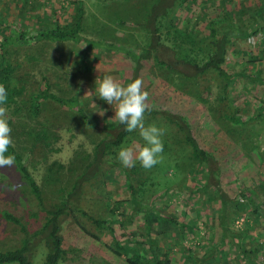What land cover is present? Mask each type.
Here are the masks:
<instances>
[{"label":"trees","instance_id":"1","mask_svg":"<svg viewBox=\"0 0 264 264\" xmlns=\"http://www.w3.org/2000/svg\"><path fill=\"white\" fill-rule=\"evenodd\" d=\"M112 1L127 11L124 14L117 12L114 5H110L107 17L113 19L109 21L120 29L129 28L132 32L127 36H119L118 31L103 24L98 35H101L100 42L111 38L121 44L131 45L132 40L135 41L134 47L138 49L139 55L129 82L138 78L141 63L148 60L178 97L181 94L191 96L197 102L206 104L210 95L208 82L213 81L218 86L217 102L222 107L220 119L224 123L214 120L222 125L221 130L235 142L234 146L245 153L243 156L232 158L228 151H223L219 146L214 150L202 148L193 136L186 115L182 116L181 111L165 110L164 101L160 103V108L148 99L150 111L145 112L144 123L146 126L154 124L163 129L166 127L164 130L168 127L175 129L176 133L164 136L163 152L169 149V145L176 144L179 150H188L190 158L186 159L191 163L190 168L203 166L208 181L202 185L201 190L208 185L212 186L213 197H210L220 206L217 217L222 231L221 250L227 239H230L231 245L239 251V256L244 257L246 264H264V239L257 241V238L250 235L253 241L242 240L248 236L251 220L260 218L264 222V200L248 199L247 205H241L238 201L239 193L232 194V197L223 192L221 185L222 177L226 173L230 176L233 163L241 159V167L236 174L242 182L258 177L262 181L259 189L264 193V141L261 149L259 143H255L257 139H254L262 131L264 135V96L256 98V112L246 117L242 115L238 102L231 98L232 85L238 80L249 82L264 94V0H254L253 6L247 5L249 0ZM71 4L73 15L65 22L53 10L50 19L42 17L32 28L13 19L10 34L6 36L5 30L1 31L0 83L5 85L9 94L6 108L16 117L15 121H8L12 129L11 137L16 140L9 147L8 154L15 157L14 166L22 181V191L29 194L30 203H34L38 209L21 211L16 215L0 208V221L17 228L22 236L20 241L17 240L18 243L14 241L11 244L12 248L0 246V264H31L30 244L34 246L37 242L47 248L44 264H59L72 251L63 247L64 231L72 236L73 241L80 236L84 238L81 233V229H84L79 227V217L85 218L96 228L107 229L113 243V246L107 247L117 253L114 254L117 260L115 264H172L168 256L170 251L163 252L157 247L152 239L155 233L150 231L154 221L167 223L157 218L155 212L145 209L144 185L150 173H146V169L139 163L131 169L125 168L117 159L119 149L127 147L135 137L134 131H125V126L115 118L107 119L106 124L99 125L95 117L96 109L104 101L95 96V84L89 83L91 72L86 58L94 42L86 37H78L79 33H85L86 27L83 1L72 0ZM138 31L143 33L141 42L134 37ZM258 34H261V39L255 48L236 46L237 42L246 43L248 37ZM73 43L81 49L80 60L71 63L59 74L49 73L51 64L56 61L60 64L50 49L61 48L59 45L69 48ZM230 50L245 60L239 63V70L231 74L226 68ZM247 66H250V70ZM89 91L91 95L86 94ZM64 133L73 138L79 134H93L95 140L92 142V152L83 153L80 148L79 152H74V158L68 165L59 160H51V154L60 150L58 147ZM137 137L139 140V134ZM33 164L44 166L41 185H38L29 171L28 165ZM114 169L123 175L130 197L128 200H112L113 204L106 198L102 199L103 205L110 206L104 212L108 219L91 216L82 207L85 188L89 184L94 191L104 187ZM247 193L243 192L240 196L247 198ZM135 211L142 213L146 229L143 236L150 243L144 251H141L146 244L144 240L129 241L126 234V227L135 218ZM40 215L43 216L40 226L33 228L35 218ZM239 217H245V229L235 230V220ZM112 223L118 225L120 234ZM180 227L182 230L192 229L186 224H179ZM98 239L99 236H92V240ZM124 239L127 240L126 246L122 243ZM129 242L131 245L128 247ZM102 248L106 249L104 246ZM207 255L211 258L214 255L213 249L208 250Z\"/></svg>","mask_w":264,"mask_h":264},{"label":"rangeland","instance_id":"2","mask_svg":"<svg viewBox=\"0 0 264 264\" xmlns=\"http://www.w3.org/2000/svg\"><path fill=\"white\" fill-rule=\"evenodd\" d=\"M71 1L72 0H0V38L2 37L1 31L5 30L4 35L6 36L10 34L12 28L10 24L13 19H17L18 22L32 28L42 17L50 19L52 11L55 10L63 22L70 20L73 15V5ZM81 1H83L85 6L86 27L84 30L85 33H79L78 37H86L94 42L91 50H88L86 58L89 72H91L89 83L95 84L96 79H102L105 75H111L115 80L126 85L133 76V69L137 66L136 62L139 52L138 49L134 47V45H136L135 41L132 40L131 45L121 44L122 42L119 43L111 38H105L106 40L100 42L101 35H98V33L102 31V25L106 24L109 28H112V30L118 31L119 36H127L128 33L130 34L132 31L129 30V28L120 29L118 25L114 23L111 24L109 21L113 19V17H107V9L110 5H114L115 10L123 14L127 9L117 7L115 1L111 2V0ZM253 4H255V1L249 0L247 5L253 6ZM202 7L205 8V6ZM23 8H27L25 9L26 11H22ZM7 27L9 30H7ZM141 33L140 31L134 33V37L138 42L142 41L143 33ZM260 39L261 34L252 35L246 39V43L239 41L236 46L242 45L243 47L248 46L250 48H255ZM111 44L114 45L111 46ZM52 46H54V44L51 45V47ZM59 46L61 48L52 47L50 49L51 53L56 54L55 56L60 64H58L57 61L51 64L49 73L59 74L62 72V69L80 60L81 49L79 45L73 43L69 48L66 45L64 47L62 45ZM243 47L241 48L243 49ZM58 51H60V53ZM239 56V54L232 53L231 50L229 51L226 60V68L230 74L238 71L240 68L239 63L245 61L243 57L240 56L239 58ZM89 62H91V64ZM247 67L248 70H250V66ZM159 75L160 73L151 65L150 61L145 60L141 63L138 78L143 81V90L148 93L149 99H151V102L153 101V104L162 108L160 103L164 101L163 106L165 110L173 112L181 111L182 116L186 115L188 123L192 127L193 136L202 148L214 150L216 146H219L223 151H228L232 158L240 157L245 154L239 147L234 146L235 142L221 130L223 129L222 125L215 122L216 120H220L219 123H224V120L220 119L223 112L222 107L219 106L217 102L219 88L213 81L208 82L210 84L208 102L206 104H201L191 98V96L189 97L181 94V96L178 97L174 89L163 80L161 75ZM259 96H264V94L262 95L260 90L255 89L249 82L245 83L238 80L232 85L231 98L235 102H238L240 105L239 107L242 108V115L245 117L246 115L252 114L257 109V102H255V100L259 98ZM114 111L115 105L111 106L105 101L103 104H100L98 109H96L95 116L98 119V124L104 125L107 119L112 120L115 118ZM15 119L16 117L12 116L7 109V120L15 121ZM260 128L261 126H259V129ZM134 133L133 136L135 137L128 143L127 147L137 142L143 144L141 138L138 140V131H134ZM174 133H176V130L168 127L162 137L163 143H165L164 136ZM262 133L263 131L258 137L252 136V138L254 137V139H257V141H254L255 143H259L261 149L263 148L264 141V135ZM62 136L63 141L59 145L60 147H58L60 150L56 154H51V160H59L62 164L68 165L74 158V152H79L80 148L83 150V153L92 152L94 146L92 142L95 140L93 134H79L76 138L71 137L68 133H64ZM12 140L13 144H15L16 140L14 138H12ZM169 142H172L171 138H169ZM179 148L180 147L176 144L169 145V149L161 154L162 158L160 162L151 169L145 170L146 173H150V178L148 177L149 180L144 185V191L146 192V197H144L143 200L145 209L155 212L159 216H157V218H161L168 223H161L159 221L152 222L153 225H151L150 231L155 233L152 238L153 243H156V246L163 252L170 251V255L168 256L172 264H246L244 257L239 256V251L231 245L230 239H227L224 243L222 252L220 248L222 231L217 217L220 206L211 198L213 197L211 195L213 187L208 185L206 189L204 188L201 190L202 185H206L208 181L206 172L202 169L203 166L201 168L198 166L190 168L191 163L188 160L190 158L188 150L185 148L179 150ZM237 162L233 163L234 166L231 175L228 176L226 173L221 179L223 192H227L229 195L239 193L238 201L241 205H247L248 199L255 201L264 200L263 190H260L261 186H259V183L262 181L258 177H255L242 182V179L236 174L238 173L236 171L241 167L240 164L242 161L241 159H237ZM28 166L33 178L38 185H41L44 166H38L36 164ZM109 178L110 180H107L104 187H100L98 190H92L93 186L91 184L85 188L86 195H83L84 200H82V207L84 206L86 212L91 216L97 218L105 217L108 219V216H106L104 212L108 211L110 206L103 205L102 199L105 200L106 198L108 202L113 204L112 200H128L130 197L125 187L123 175L118 169H114ZM21 182V178L16 172L14 165L12 167L0 169V208L2 210L11 211L18 215L21 211H36V209H38L34 203H30L29 194L22 191L23 185L20 184ZM242 189H244V191H242ZM253 191H255V193H251ZM243 192L247 193V198L240 196ZM234 195H232V197ZM110 198L111 201H109ZM28 202L31 205H29ZM229 212L231 213V211ZM226 214L228 219L227 211ZM42 217L43 216L40 215L35 218V224L32 225L33 228L40 226ZM142 218V213L136 212L135 218L126 227V234L129 241L131 239L139 240L140 242L144 240L146 244L141 249V251H144L149 248L150 243L146 241L147 237L143 236L146 229ZM244 220L245 217H239L235 220V230L245 229L243 225ZM79 222L81 224H79V227L84 229L83 231L80 228L84 238L80 236V238L77 237V239L73 241L71 239L72 236L64 231L65 242H63V247L72 251L71 253H67L65 260L60 261L59 264L117 263L115 259L116 256L114 255L117 253H113L111 249L107 247L108 245L113 246L112 237L107 229L96 228L83 217H79ZM179 224H186V226H190L192 229L182 230L181 227L179 228ZM111 225H113L117 233L120 234L118 225L114 223ZM249 228L248 236H244L242 239L244 242L253 241L250 240L251 236L257 238V241L264 239V222L260 218L251 220ZM92 236H99V242L92 240ZM21 237V233L17 228L7 226L4 221H0V246L12 248L11 244H13L14 241L18 243ZM122 243L126 246L127 240L124 239ZM31 244L30 263L44 264L47 248L44 247L41 242L35 243L36 245L34 246ZM129 245H131L130 242L128 243V247ZM102 246L106 247V249L102 248ZM210 249L214 251V255L211 256V258L207 255ZM76 251L79 252L75 253ZM138 252H140V249H138ZM257 261L261 262V259Z\"/></svg>","mask_w":264,"mask_h":264},{"label":"clouds","instance_id":"3","mask_svg":"<svg viewBox=\"0 0 264 264\" xmlns=\"http://www.w3.org/2000/svg\"><path fill=\"white\" fill-rule=\"evenodd\" d=\"M91 95L92 92L86 93ZM8 90L0 83V169L12 167L15 157L9 153L13 144L11 131L7 120ZM95 96L107 104L115 105V119L125 126V131L138 134L143 144L137 142L130 147L122 146L117 159L125 168H133L137 163L144 169H151L160 162L163 153V128L154 124L145 125V112L150 111L147 103L149 96L143 90V81L139 78L126 85L115 80L111 75H105L95 81ZM103 115V114H102Z\"/></svg>","mask_w":264,"mask_h":264}]
</instances>
